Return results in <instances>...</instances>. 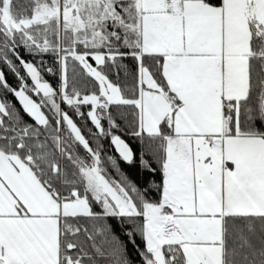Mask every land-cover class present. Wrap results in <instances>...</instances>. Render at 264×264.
<instances>
[{
	"label": "snow or ice",
	"instance_id": "obj_1",
	"mask_svg": "<svg viewBox=\"0 0 264 264\" xmlns=\"http://www.w3.org/2000/svg\"><path fill=\"white\" fill-rule=\"evenodd\" d=\"M137 262L264 264V0H0V264Z\"/></svg>",
	"mask_w": 264,
	"mask_h": 264
},
{
	"label": "trees",
	"instance_id": "obj_2",
	"mask_svg": "<svg viewBox=\"0 0 264 264\" xmlns=\"http://www.w3.org/2000/svg\"><path fill=\"white\" fill-rule=\"evenodd\" d=\"M15 2V0H14ZM45 60L47 61V64L46 66L47 67H54V63H53V58L51 55H48L45 57ZM94 63V62H93ZM124 63L128 64L129 65V68H131L132 64H133V61H131L130 59L128 60H125ZM78 71V70H77ZM105 71H108V74L110 76V78L113 80V81H117V77L115 75V70H111L109 71L108 69H106ZM69 76H70V86H71V76H72V73L71 71L69 72ZM44 77L45 79L50 82L53 86H57L58 85V82H59V77L57 75H53V74H49L47 72L44 73ZM8 79H9V82L10 83H15L13 77L9 74L8 75ZM124 80V73L121 72L120 73V77H119V81L122 82ZM75 83H76V86L80 89H85V88H91V82L89 81V79L87 77H84V76H80L79 74H77L76 78H75ZM9 100H12V97H8ZM18 106V105H17ZM62 107H64L62 105ZM88 110L87 107H85L83 109V111L86 113ZM124 111H127L126 109ZM71 114V113H70ZM131 119V116H129V120ZM76 122L78 123L79 126L83 127L84 126V122L83 120L81 119H77ZM122 126H124V122L123 121H120ZM91 125L89 124V127ZM85 134L87 135V130L85 129ZM122 136V138H124L131 146H133L134 148H137L138 147V142L133 140L132 138H130L128 135H126L125 133L123 132H120L118 133ZM105 144L107 145V141H105ZM122 168H123V171L129 175V178L132 179L134 182H137V183H140L142 181V176L140 175L139 171H131L127 166H123L122 165ZM153 179H156L157 183L159 182V177L158 176H153L152 177ZM155 198V197H153ZM139 240V238H137ZM138 264V262H137Z\"/></svg>",
	"mask_w": 264,
	"mask_h": 264
}]
</instances>
